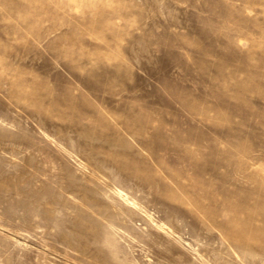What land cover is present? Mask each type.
<instances>
[{
    "label": "rangeland",
    "instance_id": "rangeland-1",
    "mask_svg": "<svg viewBox=\"0 0 264 264\" xmlns=\"http://www.w3.org/2000/svg\"><path fill=\"white\" fill-rule=\"evenodd\" d=\"M0 264H264V0H0Z\"/></svg>",
    "mask_w": 264,
    "mask_h": 264
},
{
    "label": "bare ground",
    "instance_id": "bare-ground-1",
    "mask_svg": "<svg viewBox=\"0 0 264 264\" xmlns=\"http://www.w3.org/2000/svg\"><path fill=\"white\" fill-rule=\"evenodd\" d=\"M122 193V192H121Z\"/></svg>",
    "mask_w": 264,
    "mask_h": 264
}]
</instances>
